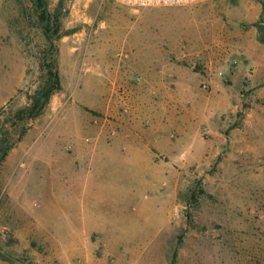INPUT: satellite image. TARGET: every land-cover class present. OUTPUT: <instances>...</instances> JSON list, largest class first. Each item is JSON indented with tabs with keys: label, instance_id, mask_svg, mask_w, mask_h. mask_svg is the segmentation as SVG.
<instances>
[{
	"label": "rangeland",
	"instance_id": "rangeland-1",
	"mask_svg": "<svg viewBox=\"0 0 264 264\" xmlns=\"http://www.w3.org/2000/svg\"><path fill=\"white\" fill-rule=\"evenodd\" d=\"M158 10L164 13L155 20L170 28V48L181 49L169 56L165 77L157 68L150 79L139 73L131 79L128 66L100 53L113 47L112 35L102 32L128 29L142 10L111 0H46L43 9L31 0H0V134L12 124L16 140L0 162V259L63 264L27 254L47 256L53 245L28 236L25 225L66 236L85 219L114 233L115 218H129V242L113 248L112 260L98 245L94 258L264 264V0ZM43 11L49 23L40 20ZM53 64L61 90L19 138L12 117ZM165 90L167 104L158 101ZM139 95L154 101L132 115L129 96ZM161 130L160 141L150 144L148 134ZM125 141L138 144L137 167ZM103 144L108 152L98 149ZM131 175L144 190L143 214L127 204L108 208Z\"/></svg>",
	"mask_w": 264,
	"mask_h": 264
},
{
	"label": "crops",
	"instance_id": "crops-1",
	"mask_svg": "<svg viewBox=\"0 0 264 264\" xmlns=\"http://www.w3.org/2000/svg\"><path fill=\"white\" fill-rule=\"evenodd\" d=\"M162 10L148 9L142 10L141 13L137 16L138 21L134 25L129 26L128 29L121 31L119 28H113L111 32H102L104 38L108 35H112L113 47L111 50H106L102 48L101 54H112L115 64L120 67L123 66L129 67V78H134L138 75H141L142 79L152 78V70L161 72L160 77H165L169 72V56L171 54H178L181 47L177 46L173 49L170 48L168 39L170 34V28L164 24H158L155 18L162 13ZM164 13V12H163ZM111 33V34H110ZM121 37L126 40L121 41ZM111 51V52H110ZM120 77V74H119ZM155 77V76H154ZM133 83V82H132ZM131 83V84H132ZM150 89H156V87L150 86ZM129 101L132 103L130 108L131 114L135 115L137 111L141 108L140 105L150 103L153 100L152 96H129ZM160 102L170 101L166 90L164 94L158 98ZM165 109V108H164ZM135 121V120H134ZM164 135L163 130L159 132H151L149 135V143L151 144L153 139L157 144L161 137ZM153 135H155L153 137ZM122 146H126L131 149L130 159L133 167H137L138 161L136 159V152L138 150V144L134 141H125ZM102 148L103 151H109L110 147H106L104 144L98 146V149ZM102 158V157H101ZM95 160L89 162L88 166L93 167L95 165ZM89 177V176H88ZM87 177V178H88ZM93 177V176H92ZM91 177V178H92ZM129 178V177H128ZM89 179V178H88ZM130 181L128 184V189L121 193V196L112 197L107 203H109V209H118L122 205H132L137 210H141L143 214L145 208V201L143 196L144 190L143 187H137L136 177L131 175ZM10 199L13 198V193L10 192ZM83 208V213H89L88 208L85 207V203H81ZM89 205V204H88ZM91 210V209H90ZM130 219L122 220L121 218H115L114 233L108 230V226H101L98 223L94 227V223H89L83 219L81 223L70 226L67 230V235L58 233L56 228L51 229L46 225L38 223L37 225H25L24 230L28 232V236H34L38 241L43 239H49V245L52 246V249H49V254H39L34 250L27 251L28 255H31L33 258H36L38 262H55L59 261L63 264H103L100 261L101 258H94V249L98 245L104 246V258L113 259L116 254L113 250L114 247L121 245V243L129 242V225ZM117 228L119 229L117 231ZM49 231L47 234L46 232ZM117 231V233H116ZM19 241H23L21 235L15 234ZM0 264H9L8 261L0 259ZM40 264V263H39Z\"/></svg>",
	"mask_w": 264,
	"mask_h": 264
},
{
	"label": "trees",
	"instance_id": "trees-1",
	"mask_svg": "<svg viewBox=\"0 0 264 264\" xmlns=\"http://www.w3.org/2000/svg\"><path fill=\"white\" fill-rule=\"evenodd\" d=\"M31 1L37 6V8L43 9L45 7L46 0ZM55 19L57 20L58 18L55 17ZM40 20L43 24L49 23V17L45 14V11L40 14ZM45 32H49L48 28H46ZM55 35L57 36V38L60 37V35H58V26L56 27ZM47 68L48 70L45 78L40 82L39 86L33 91V93L28 95V106L16 111L12 117L15 121L14 125L19 127L20 129L19 138L26 132V127L24 126V124L27 121L41 115L44 108L48 104L50 97L54 93L61 90L60 77L56 64L48 66ZM11 125L9 126V128L12 127ZM9 128H6V130L2 134H0V137H2L0 138V162H2L3 159L7 156L8 152L12 149L16 142V140H11ZM9 264L11 263L9 262Z\"/></svg>",
	"mask_w": 264,
	"mask_h": 264
},
{
	"label": "built area",
	"instance_id": "built-area-1",
	"mask_svg": "<svg viewBox=\"0 0 264 264\" xmlns=\"http://www.w3.org/2000/svg\"><path fill=\"white\" fill-rule=\"evenodd\" d=\"M113 3L133 10H148L169 7H191L205 0H111ZM222 73L219 72L218 76Z\"/></svg>",
	"mask_w": 264,
	"mask_h": 264
}]
</instances>
